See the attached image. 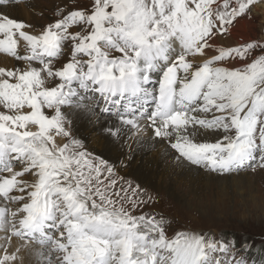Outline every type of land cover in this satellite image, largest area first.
<instances>
[{
    "label": "snow or ice",
    "instance_id": "1",
    "mask_svg": "<svg viewBox=\"0 0 264 264\" xmlns=\"http://www.w3.org/2000/svg\"><path fill=\"white\" fill-rule=\"evenodd\" d=\"M258 4L91 0L38 32L0 10V53L18 62L0 66V264L18 259L13 237L47 249L35 253L47 264H264L240 255L246 243L146 211L157 198L87 143L91 127L121 168L132 142H151L176 166L264 169V39L218 43Z\"/></svg>",
    "mask_w": 264,
    "mask_h": 264
},
{
    "label": "rangeland",
    "instance_id": "2",
    "mask_svg": "<svg viewBox=\"0 0 264 264\" xmlns=\"http://www.w3.org/2000/svg\"><path fill=\"white\" fill-rule=\"evenodd\" d=\"M90 2L91 0H11L12 5L19 7L29 3V12L35 11H33L35 18L30 22L34 28L29 31L36 32L40 31L39 26L47 25L52 19L58 18L59 13L56 11L58 7L62 10L65 7L68 10L87 9ZM5 3V7L11 6L10 3L7 4V0ZM19 20L27 23L24 18ZM244 20L250 23L249 30L246 31L250 40L264 39V21L261 17L251 12V18L240 19L236 25L238 26ZM76 30V28L73 29V31ZM25 50L26 47H24V52ZM71 51V46L66 45L62 57L53 61V67L58 69L65 64ZM0 56V63L7 62L3 59L5 57L11 58L3 53H0ZM53 81L58 83V80ZM51 84H53L52 81L50 86ZM198 136H196L197 140ZM109 162L115 164L113 161ZM185 166L195 172H201L195 174L197 180L191 175L178 180L176 176H172L161 182L149 178L145 181L155 183L146 186V183L135 178L136 176L124 174L121 169L119 174L139 183L141 188L147 189L148 194L157 198L158 203L146 211L163 212L178 222L179 227L211 232L217 238L221 236L229 240L234 238L238 243L251 246L250 252H241L240 255H247L250 259H264V169L257 164L254 168L231 174L228 177L196 166ZM2 236L0 233V237ZM3 243L4 240L0 239V244Z\"/></svg>",
    "mask_w": 264,
    "mask_h": 264
},
{
    "label": "bare ground",
    "instance_id": "3",
    "mask_svg": "<svg viewBox=\"0 0 264 264\" xmlns=\"http://www.w3.org/2000/svg\"><path fill=\"white\" fill-rule=\"evenodd\" d=\"M7 4H9V2ZM10 5L11 6L3 7L0 10L8 13L11 17L17 20L24 18L28 24H31L30 22H32V19L35 18V16L33 15L34 10L33 11L31 10L32 11L31 13L28 10L30 6L29 3L24 4L21 7L17 5H12L11 2ZM252 13L261 17V19L264 21V4H258L254 6ZM251 22L254 27L255 25L252 20ZM249 26L250 23L248 21L244 20V22H240L237 28L236 29L234 28L230 36L219 39L218 43L229 46V45H237L246 41H250V38L247 36L246 33V31L249 30ZM24 47H25V43L21 40L19 50L22 54L24 52ZM210 56L211 53H209V57L207 58H210ZM3 59H5L7 62L0 63V66L2 67L11 68L18 64V62L15 61L14 58L5 57ZM192 59L195 62L198 60H202L204 58L196 57ZM52 83L54 84L57 82L52 81ZM87 135H88L87 143L91 149L95 150L97 154L104 153L105 158L108 159L109 161H113L117 169L123 170L122 172L124 174H129V175L132 174L136 176L135 178H138V180H141L144 183H146V186L155 183V182L148 183L145 181L146 179L149 178L151 180L161 182L164 179H168L169 177L172 176L174 177L176 176L177 177L176 180H178L179 178L183 179L184 177H188L191 175L195 177L197 180V175L195 174L201 173L198 171L195 172L192 169H188V166L185 165L183 166L174 165L170 159V156L168 159H165V156L162 154L164 152V146L158 143L157 147L153 149L151 147V142L148 145H142L139 148L135 146V142H132L133 143L132 150L136 152V158L128 168H121L120 164L117 162V158L119 157L120 160H123V156L120 155L119 151L107 148L103 136L99 132L95 131L93 128L90 127L88 129ZM198 137H199L198 140L201 142H211L217 138L216 135L212 134L211 132H204L203 135H199ZM225 176L229 177V175H225ZM183 183L185 184V182ZM154 188L157 190L159 189L158 187H154ZM1 234L4 235L3 233ZM23 244H24L23 241L15 237L11 239V246L9 247L10 252L15 250L17 247L21 248L20 252L18 253V259L15 264H47L46 260L37 257L35 254L36 251L43 250L47 255L48 254L47 249H42L41 246L36 245L37 243L35 242H29L26 246L21 247V245ZM51 255L53 257L55 256L54 253H52ZM52 264H57V262L53 259Z\"/></svg>",
    "mask_w": 264,
    "mask_h": 264
}]
</instances>
